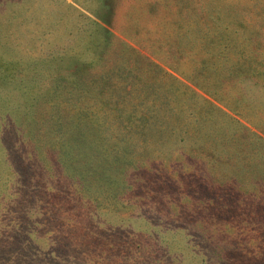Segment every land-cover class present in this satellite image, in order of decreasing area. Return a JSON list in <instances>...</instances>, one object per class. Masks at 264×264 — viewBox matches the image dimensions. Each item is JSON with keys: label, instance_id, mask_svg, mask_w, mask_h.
<instances>
[{"label": "rangeland", "instance_id": "rangeland-1", "mask_svg": "<svg viewBox=\"0 0 264 264\" xmlns=\"http://www.w3.org/2000/svg\"><path fill=\"white\" fill-rule=\"evenodd\" d=\"M198 13L264 54V0H0V264H264V87L186 79Z\"/></svg>", "mask_w": 264, "mask_h": 264}, {"label": "trees", "instance_id": "trees-1", "mask_svg": "<svg viewBox=\"0 0 264 264\" xmlns=\"http://www.w3.org/2000/svg\"><path fill=\"white\" fill-rule=\"evenodd\" d=\"M197 16L195 27L178 34L180 40L194 34V43L197 46L195 57L192 58L194 63L192 73L188 76L185 74V77L216 102L223 104L232 112L242 114L243 110L248 108L246 102L248 92L244 88L246 80L254 79L255 85L264 87V54L258 53L259 44H252L251 35L241 38L234 35L240 34L241 26L234 30L235 27L223 25L218 22L219 18L213 15L206 18L198 13ZM178 53L183 54V50L178 49ZM173 55L175 56V53ZM150 65L159 67L152 61ZM178 65L176 62L173 66L175 71H179ZM240 84L243 85L242 90H239ZM232 89L236 90L234 94L231 92ZM190 90L195 94L193 89ZM219 110L229 116L227 112Z\"/></svg>", "mask_w": 264, "mask_h": 264}]
</instances>
